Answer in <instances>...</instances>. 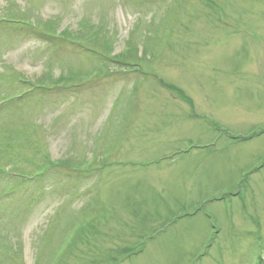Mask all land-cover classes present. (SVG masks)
Returning a JSON list of instances; mask_svg holds the SVG:
<instances>
[{
    "label": "rangeland",
    "instance_id": "374dc122",
    "mask_svg": "<svg viewBox=\"0 0 264 264\" xmlns=\"http://www.w3.org/2000/svg\"><path fill=\"white\" fill-rule=\"evenodd\" d=\"M0 264H264V0H0Z\"/></svg>",
    "mask_w": 264,
    "mask_h": 264
}]
</instances>
